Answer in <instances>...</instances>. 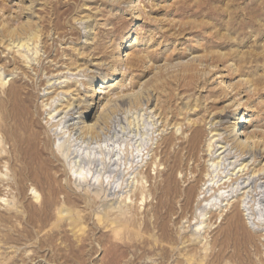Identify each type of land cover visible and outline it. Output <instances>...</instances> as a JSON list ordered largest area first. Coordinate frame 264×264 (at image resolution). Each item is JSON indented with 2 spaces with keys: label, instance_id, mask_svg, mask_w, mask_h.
Returning a JSON list of instances; mask_svg holds the SVG:
<instances>
[{
  "label": "rangeland",
  "instance_id": "1",
  "mask_svg": "<svg viewBox=\"0 0 264 264\" xmlns=\"http://www.w3.org/2000/svg\"><path fill=\"white\" fill-rule=\"evenodd\" d=\"M27 26L33 30L22 36L21 42L26 44L16 47L18 42L12 44L7 31L11 33ZM153 86L158 89L153 91ZM141 96L144 101L137 105ZM0 104L6 123L5 133L0 132L1 264H101L100 235L104 231L98 229L94 234L90 231L86 250L95 249L96 252L87 254L81 263L75 261L71 250L65 249V246L76 245V229L68 221L60 224L58 229L62 233L55 237L52 249L43 246L40 251L34 250L38 239L48 234L50 226L41 233L26 221L33 213L32 192L36 190L45 196L47 180L42 177L43 184L37 185L32 177L26 180L20 177L24 163L15 158L21 156V147L12 148L9 139L27 137V133L22 136L26 124L37 137L28 148L29 155L42 160L41 165L46 164L49 174L59 184L65 188L71 186L72 189L67 190L70 194L76 193L71 197L76 200L78 211L91 219L88 229L95 228L92 225L94 217L87 209L91 199L84 201L92 196L84 187L77 189L69 182L68 163L80 159L73 146L78 142L71 143L67 136L57 141L60 136L54 134V123L65 116L69 104L77 107L78 114L64 126L70 130V125L80 122L76 126L78 130L72 132L74 140L85 138L89 143L91 139L98 140V135H85V130L97 125L102 115L107 119L100 126L101 137H110L116 141L115 145L124 146L122 162L136 146L127 145L126 134L144 139L145 157L134 163L138 166L131 171L133 174L127 182L130 186L122 194L108 198L113 204L101 199L95 207L102 210L113 205V211L117 209L113 213H118V208L126 210L121 201L128 194L132 198L128 216L135 215L138 196L135 189L138 190L143 182L144 192L150 197L145 210L139 211L142 214L135 215L143 227V221H149L153 211L160 208L155 187H162L173 171L175 175L171 181L176 183L178 197L170 206L177 214L166 225L173 236L183 227L177 218L182 210L188 211L189 216L196 206L192 197L186 210L185 195L191 191L193 196L194 190L197 191L205 180L207 165L211 163L208 145L217 150L224 142L220 141L221 137H212L214 129L211 126L222 118L224 124H218L216 129L222 137H230L227 146L232 152L221 157H233L230 161L235 162V156L243 151L238 146L240 141L263 155L251 162L254 164L247 172L237 173L239 164L249 163L253 156L239 159L233 166L221 170V177L226 178L219 184L228 181L222 187L232 185L235 179H239V184L252 183L245 189H242L243 184L234 185V189L225 194V201L218 210L208 214L211 230L205 229L203 236L209 247L217 244L218 249L230 217L235 215L236 227L244 234L250 232L253 239L244 247L234 240L225 259L230 262L233 253L232 264H264L262 237L257 230L250 231L255 226L249 224L239 205L240 200L245 198L247 202L250 195H254L251 194L254 181L258 180V184L264 181L261 179L264 175L247 180L264 165V0H0ZM184 104H198V107L185 112ZM67 105L69 109H65ZM51 116L56 119H50ZM244 118L248 123L241 125L239 119ZM232 129L238 139L230 134ZM195 130L200 132L199 139L195 149L190 151ZM37 149L43 151L42 154L39 155ZM36 164L39 163L36 161ZM157 165H160L158 171L155 170ZM64 197L63 192L56 195L58 207L62 203L65 205L64 202L68 207ZM255 214H259L258 211ZM55 220L53 216L49 225ZM158 224L150 226L153 240L161 237ZM232 229L235 230V226ZM28 231H34L33 237L22 238V242L17 239L18 232ZM56 251L70 255L67 256L69 261L52 259ZM155 254L137 259L140 252L133 257L132 250L121 264H160ZM177 258L174 256L166 264H174Z\"/></svg>",
  "mask_w": 264,
  "mask_h": 264
},
{
  "label": "bare ground",
  "instance_id": "2",
  "mask_svg": "<svg viewBox=\"0 0 264 264\" xmlns=\"http://www.w3.org/2000/svg\"><path fill=\"white\" fill-rule=\"evenodd\" d=\"M32 30L33 28H31L30 26H27V27L19 28L15 32L12 31L11 33L7 31V34L12 44H15V42L17 41L18 45L16 47L18 46L21 47L23 46V44L24 45L26 44V43L21 42V40H23L22 36L23 35L26 36ZM157 89H158L157 86H153V91H156ZM143 99H144L143 96L138 98L136 104L142 105L141 103L144 101ZM148 102H149V98L147 99L146 103ZM121 104H124V103H121ZM198 104H195L193 106L191 105L187 106L184 104L183 108L186 112L189 108L190 110H192V108L198 107ZM69 106H70V109L68 108ZM69 106L67 105L65 108V109L67 108L69 109L67 113L65 114V116L61 117L57 122L54 123L56 124L53 127L55 129L54 134L57 137L60 136L56 139L57 141H60L61 139L67 136L68 141L71 140V143L78 142L77 144H74L73 146H76V149L74 150V152L76 154V157H80V159L79 158L78 160L74 159V161H70L68 163L69 164L68 175L70 177L69 182H71L77 189H80V187H84L86 189L85 190L86 193L92 196V198H89V199L84 198V201H89L91 199V203L88 202V205L87 204L86 205H87L88 211L91 210L90 213H92L91 214L92 218L94 217L92 219L93 220L92 225L95 228L92 227L91 229H88L89 222L91 219L86 214H85L86 216L85 215L82 216L81 215L82 212L78 211L76 200L71 197L73 194L75 195L76 193L71 190L73 193L70 194L68 191L69 189H72L71 186L70 187L68 186L67 188H65L66 186L64 187L61 184H59L56 181L55 177L49 174L48 169H46L45 167L46 164L44 161L43 162L45 165L43 166L41 165L42 160L36 159V158L33 159L32 156L29 155L28 148L30 147L31 142L36 141L37 137L35 136L34 133H31L29 129H27V126L25 124V128L22 129L24 132L22 136H24L25 133H27L28 134L27 137H24V138L19 137V140H16V138L14 137H13L14 139L9 138L10 141L12 142V145H11L12 148H16L17 145L18 146L20 145L21 147L20 149L21 156H19L20 158L18 156L17 158H15L17 162L24 163L23 164L24 166L20 168L19 175L20 177L23 178V180H26L32 177L36 181L37 185L43 184L41 181L42 177L47 180L46 183H44L47 185L45 196L37 193L38 191L36 192V190L35 191L32 190L33 191L32 199L34 203L31 206H32L33 213L30 217H28L26 221L28 225H32L31 227H33V229L34 227L37 228L41 233L44 228L46 227L48 228V226H50L48 234H45L43 237L38 239L39 240V242H37L38 246H36L34 250L40 251L41 249H43V246L50 247V249H52V247L55 246L54 244L55 237L59 236L62 233L60 232V229L58 228L63 221H68L70 225L72 226V228L76 229L75 242H74L76 243V245L75 246L70 245L69 248L68 246H65V249L67 248L66 250H71L75 261H78V262L80 261L81 263L83 262V259L85 256H87V254L91 255L96 252L95 249H90L88 251L86 250V247L88 246L86 245V241L88 240V235L90 231H92V233L94 234V232L96 230L98 231V229H101L104 231L100 235L101 236L100 246L103 248L102 250L103 257L101 259V264H121L126 259L128 253L131 252L132 250H133V257H136L140 252V256L137 259H142V257L145 255L156 253L155 255L159 257L160 264H166L174 256L175 257L177 256L179 258V259L177 258V260L174 261L175 262L174 264H232L230 262L234 260L233 253L230 256V262H228L225 259V257L228 255L227 251L230 249L233 241L234 240L238 241L239 244L243 245V247L245 245H248L250 241L252 242L253 236L250 232H249L250 234L246 232L244 234L242 231H240L241 228L239 229L238 227H236L235 217L237 216L235 215L230 217V224L228 225V230L223 235V241L221 242L220 247L218 249H217L218 247L217 244H214L213 246L211 245L209 247L208 243L206 242V238L203 236L205 234V232H203L205 231V229L211 230L210 229L211 226L207 223V221L210 219V216H208V214L218 210V206L221 205V203L225 201V197H226L225 194L227 192L229 193V191H232L234 189L233 188L234 185L239 186L243 184L245 187H243L242 189H245L251 185L252 181L250 180H252L255 177H260L264 175V165H263L262 167H260L259 170L253 172L252 177H247V180L250 181L249 185H247V182L246 183L242 182L241 184H239L238 183L239 179H235L236 182H233L232 185H228L226 187H222V186H224V184L228 182L227 180L219 184V182L222 181L223 178L224 179L226 178V176L221 177L223 173V172L220 173L221 170H224V169L226 170L227 168L233 166L239 161V159H250V157L253 156L251 158V161H249V163L239 164L240 167L237 173L239 172L242 173L244 171L247 172L250 166L254 164L251 162H256V160L260 158L261 155H263V154L260 155L256 153L255 151H253V148L251 147L244 146V144L240 141L238 146L241 147L243 151H241V154L235 156L236 158L235 162L230 161V159H232L233 157L227 158V159H225V156L221 157V155L229 152L228 151L229 148L227 144L229 143L228 139H230L229 136L222 137L223 134L218 132L219 130L216 129V126L218 124L219 125L224 124V122H222V118L218 119L216 123L211 124V126L213 125V129H214L212 130V132L214 131V134L212 133L213 135L212 137H216V138L221 137L220 141L221 142L224 141V142L223 144L221 143L222 146L217 147V150H214L213 145H208L207 151H209L208 156L211 158L209 159L211 163L210 164L207 163L208 165L206 168V173L204 175L205 180L203 183L201 182L202 184L199 185L198 190H197L198 192L194 190L193 196H192L191 191H189L187 195H185L186 197L185 199L187 202V206H185V209L187 210V207L189 205L188 202L190 201L192 197L195 199L196 206L193 207L189 216H188V211L182 210L181 214L177 218L180 219L179 223L183 227L178 228L179 231L176 232V234H174L173 236L169 234L170 232H168V227H166L167 222H170L171 218L177 214V212L170 206V203H172L173 200L178 197L176 183L174 182L175 183L174 184L171 181L173 180L174 175H175V172L173 171H171V173L167 176L166 180L163 181L164 185H162V187H158V188L155 187V192L159 193L158 202L160 204V208L158 207V209L157 208L155 210L153 209L154 211L152 213V216L149 218V221L147 222L143 221V227H141L142 223H139V220L136 221V219H138L136 216L137 215L139 216V214H142L139 211L145 210L144 207L147 206L148 200L150 197V194L148 193L149 194L148 195L147 191L146 193L144 192L146 189V185L145 183L143 184V182H141V186L138 190L135 189V191H137L136 194H138V196L136 197L137 202L135 201L137 203V204L135 203V205H137V207L135 208L137 212L135 214L136 216L134 214L128 216V209H129L128 204L132 202L131 195L129 197L128 194L125 195V197H123L121 201L123 202L125 206L124 208H127L126 210H124L123 208H118L119 209L117 211L118 213H113L117 210L116 209L115 211H113V209H115V207L114 208L111 207L113 205L111 206L108 205V207H105L102 210H99V207L97 208L95 207L99 202H101V199L106 202H110L111 204L112 200L108 199L110 196H113L115 194H122V191L124 189H127L130 186V185L128 186V183H129L128 181L130 179L129 178L130 175L133 174L131 171L133 170V168H136L138 166L137 165L135 167L134 163L136 161L138 163L139 158H141V161H142L143 160L142 158L145 157L144 148H143L144 139L142 137L136 139L137 136H132L130 135V133L126 134L125 140H127L126 142H128L127 145L131 144V145H136V146H134L135 150L131 152L130 156L126 155V157H124L125 159L122 162V155L125 150L124 148L122 149V147L124 146L121 147L120 146L121 144L115 145L114 142L116 141L113 142L110 139V137L108 138L107 136L101 137V134H100V130H102L100 126L102 122L106 121L107 116L102 115L101 118H99V122L97 123V125L89 126L85 130V135L86 134H94V135L96 134L99 137L98 140H96L95 138V142H93L91 139V143L86 141L85 138L78 139L76 137L77 139L74 140L75 134L72 135V132L75 133L78 130L76 126L80 124V122L73 123L72 125H70V127H72L70 130L68 129V127L64 126L70 121V119L71 121L73 120V115L78 114V112H75V110L77 109L76 106H72V104H69ZM3 112L4 111L3 109H1V106H0V132L1 134L5 133L4 130L6 128V125H5L6 123L4 122L5 120H3L1 116V114L3 115ZM20 114H23V113H20ZM56 117H58V115ZM56 117L51 116L50 119L54 120L56 119ZM245 119L246 118L239 119V120H242L241 125H243L244 123H248V121H246ZM14 121L18 124L17 122L18 120L16 121L14 119ZM60 126L62 127L58 133V129ZM197 131L195 130L192 134L193 136L191 138L192 141H191L190 151H192V149H195V146L198 142L200 132H197ZM234 132L235 130L232 129L230 134L231 135L233 134V136L237 138L238 136ZM117 144L119 143L117 142ZM93 145H95V148L92 147ZM36 151L39 155L42 154L43 152L40 149L39 150L37 149ZM214 155H217V156L214 158L213 157ZM36 161L37 163H39L38 165L36 164ZM227 161H230V162L227 163ZM159 166L160 165L156 166L155 168L156 171H158ZM153 167L154 166H152L151 168ZM234 168H236V166ZM233 175H230V176H233ZM216 178H218V180H216ZM263 178L264 177H262L261 179ZM141 180H144V178H141ZM174 181H176V179ZM257 181H254V186L251 189L252 190L251 194L254 193V195L252 196L250 195V200L248 199L249 196H247V199H248L247 202H245L246 200L245 198H243L242 200L239 201V205L241 207V211L245 213L243 214V216L246 217V220L249 221V224L251 223L252 225L255 226L250 231L257 230V232L260 233V237H262L260 240L264 242V181L259 182V184L257 183ZM92 182L94 183L93 186H92ZM55 188L56 189L58 188L59 192L64 193L65 195L64 198L67 201L68 207L65 206L66 202H64L65 205L62 203L61 206L59 207L57 206L56 195L59 192L56 193ZM91 188L93 189L91 190ZM92 191L94 193H92ZM247 193H249V191L246 193H243V195ZM103 196H104V199L102 198ZM256 197H257V200H256ZM104 205L106 206L107 204H104ZM53 210L55 211V214H52V215L55 217L56 220L52 225H49L53 217L51 215ZM255 211H258L259 214H255ZM256 215L257 217L260 215L261 218L260 217L256 218ZM151 218H153V222H154L153 224L159 223L157 226L159 230L158 229L157 230L161 232V237L158 240H153V235L151 236L150 234L151 232L150 226L153 225L151 224ZM234 226L236 228L235 229L236 232H234L235 230L232 229ZM33 232L28 231V232H25V234L22 232H18L17 239L20 241L22 240V238L28 240L29 238L33 237ZM68 241H69L68 238H66L65 242H68ZM26 242L25 244H27ZM50 249L49 251H51ZM60 252L56 251V253H59V254L54 253L51 258L54 260L63 259L65 262L69 261L67 256H70V255L66 256V254L63 255ZM138 264H151V263L139 262Z\"/></svg>",
  "mask_w": 264,
  "mask_h": 264
}]
</instances>
